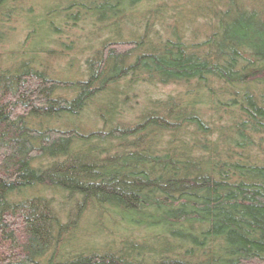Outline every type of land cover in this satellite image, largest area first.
I'll return each instance as SVG.
<instances>
[{"label": "trees", "instance_id": "1", "mask_svg": "<svg viewBox=\"0 0 264 264\" xmlns=\"http://www.w3.org/2000/svg\"><path fill=\"white\" fill-rule=\"evenodd\" d=\"M0 264H264V0H0Z\"/></svg>", "mask_w": 264, "mask_h": 264}, {"label": "rangeland", "instance_id": "2", "mask_svg": "<svg viewBox=\"0 0 264 264\" xmlns=\"http://www.w3.org/2000/svg\"><path fill=\"white\" fill-rule=\"evenodd\" d=\"M17 26V25H16ZM20 34V33H19ZM19 40H21V38H20V35H17L16 37H14V38H12L11 36H6V39H5V41L3 40V42H2V44L5 46V45H7L9 42L11 43H13V45L15 44V42H18ZM5 42V43H4ZM171 89V87L170 86H166L165 88H163V89H160V90H157V92H156V94H154L153 96H162V95H164L166 92H168V90H170ZM151 95V92L149 91V92H147L146 94H145V96H147L148 97V95ZM139 98H138V101L139 102H141V101H144V99H143V96H141V95H139L138 96Z\"/></svg>", "mask_w": 264, "mask_h": 264}]
</instances>
